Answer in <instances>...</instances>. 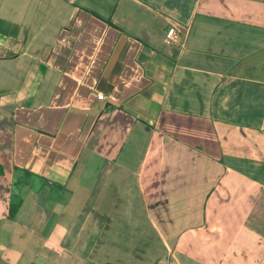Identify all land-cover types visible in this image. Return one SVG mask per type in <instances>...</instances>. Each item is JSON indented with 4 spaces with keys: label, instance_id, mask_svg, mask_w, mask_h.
I'll list each match as a JSON object with an SVG mask.
<instances>
[{
    "label": "crops",
    "instance_id": "crops-1",
    "mask_svg": "<svg viewBox=\"0 0 264 264\" xmlns=\"http://www.w3.org/2000/svg\"><path fill=\"white\" fill-rule=\"evenodd\" d=\"M0 264H264V0H0Z\"/></svg>",
    "mask_w": 264,
    "mask_h": 264
},
{
    "label": "built area",
    "instance_id": "built-area-1",
    "mask_svg": "<svg viewBox=\"0 0 264 264\" xmlns=\"http://www.w3.org/2000/svg\"><path fill=\"white\" fill-rule=\"evenodd\" d=\"M175 37H176V31H175V28L174 26H170L168 29H167V32L165 34V43L166 44H171L174 40H175ZM98 97L100 99H102V94H98Z\"/></svg>",
    "mask_w": 264,
    "mask_h": 264
}]
</instances>
